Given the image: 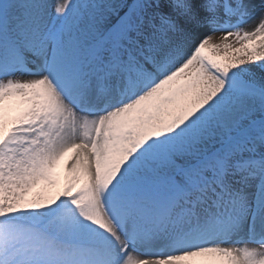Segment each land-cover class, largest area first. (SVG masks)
Masks as SVG:
<instances>
[{
	"label": "snow or ice",
	"instance_id": "1",
	"mask_svg": "<svg viewBox=\"0 0 264 264\" xmlns=\"http://www.w3.org/2000/svg\"><path fill=\"white\" fill-rule=\"evenodd\" d=\"M0 264H264V0H0Z\"/></svg>",
	"mask_w": 264,
	"mask_h": 264
},
{
	"label": "bare ground",
	"instance_id": "2",
	"mask_svg": "<svg viewBox=\"0 0 264 264\" xmlns=\"http://www.w3.org/2000/svg\"><path fill=\"white\" fill-rule=\"evenodd\" d=\"M258 23V20H252L245 24L247 30H252L256 24Z\"/></svg>",
	"mask_w": 264,
	"mask_h": 264
},
{
	"label": "rangeland",
	"instance_id": "3",
	"mask_svg": "<svg viewBox=\"0 0 264 264\" xmlns=\"http://www.w3.org/2000/svg\"><path fill=\"white\" fill-rule=\"evenodd\" d=\"M243 27L245 28V30H247V28H246L245 25H243ZM221 35H222V33H216V34H215V38H219ZM230 39H231V38H230ZM217 42H218V40H217Z\"/></svg>",
	"mask_w": 264,
	"mask_h": 264
}]
</instances>
